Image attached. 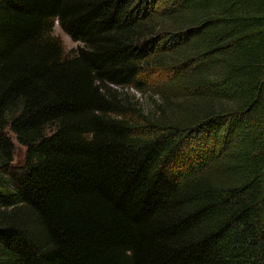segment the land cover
Instances as JSON below:
<instances>
[{
	"label": "trees",
	"instance_id": "trees-1",
	"mask_svg": "<svg viewBox=\"0 0 264 264\" xmlns=\"http://www.w3.org/2000/svg\"><path fill=\"white\" fill-rule=\"evenodd\" d=\"M0 264H264V0H0Z\"/></svg>",
	"mask_w": 264,
	"mask_h": 264
},
{
	"label": "rangeland",
	"instance_id": "rangeland-1",
	"mask_svg": "<svg viewBox=\"0 0 264 264\" xmlns=\"http://www.w3.org/2000/svg\"><path fill=\"white\" fill-rule=\"evenodd\" d=\"M54 35L60 38L67 55H72L73 53H75L78 47L82 46L81 43L72 41L65 33L61 31L57 24H55L54 26ZM164 80L166 79L163 78V81ZM157 84H160V82H157ZM121 96H126L130 101L139 105V107L144 112L154 110L156 108V105H158V103L160 102L159 97L154 92H149L147 90L136 91L133 89H127L121 92ZM8 132L12 136L15 145L13 164L16 165L22 161L24 147L17 142V140L14 138V135L10 131Z\"/></svg>",
	"mask_w": 264,
	"mask_h": 264
}]
</instances>
